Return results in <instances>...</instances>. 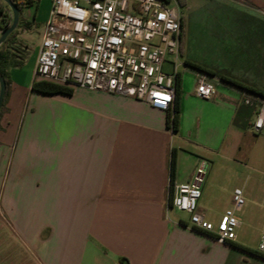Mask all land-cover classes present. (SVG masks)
Instances as JSON below:
<instances>
[{
	"label": "crops",
	"instance_id": "0c3cea01",
	"mask_svg": "<svg viewBox=\"0 0 264 264\" xmlns=\"http://www.w3.org/2000/svg\"><path fill=\"white\" fill-rule=\"evenodd\" d=\"M51 3L21 8L19 37L37 55ZM183 38L181 60L194 71V84L180 73L168 111L79 87L71 95L42 94L32 90L34 69L32 77L18 74L23 65L8 71L0 116V264H264L245 234L246 227L259 243L264 229V188L256 182L241 189L246 204L229 245L188 229V216L169 206L170 186L196 185L198 212L218 222L239 189L232 186L235 156L264 164V150L248 141L264 131H252L256 110L243 104L244 89L214 74L217 95L197 97L201 71L189 67ZM216 163L227 169L214 184Z\"/></svg>",
	"mask_w": 264,
	"mask_h": 264
},
{
	"label": "built area",
	"instance_id": "2783aa9c",
	"mask_svg": "<svg viewBox=\"0 0 264 264\" xmlns=\"http://www.w3.org/2000/svg\"><path fill=\"white\" fill-rule=\"evenodd\" d=\"M13 1L20 8L28 6L26 0ZM181 10L177 0H52L34 80L133 97L168 111L175 105L183 66ZM258 12L264 17V10ZM2 14L6 27H0V35L12 23L8 7ZM167 64L170 72L165 69ZM208 78L199 73L195 86L197 97L207 101L217 95ZM242 93L243 104L256 110L251 128L260 135L264 131V97ZM201 195L196 185L170 186L169 206L188 215V229L207 233L220 244L233 243L240 226L237 212L246 204L243 191L234 192L233 207L217 223L198 212ZM257 249L264 260V229Z\"/></svg>",
	"mask_w": 264,
	"mask_h": 264
},
{
	"label": "rangeland",
	"instance_id": "374dc122",
	"mask_svg": "<svg viewBox=\"0 0 264 264\" xmlns=\"http://www.w3.org/2000/svg\"><path fill=\"white\" fill-rule=\"evenodd\" d=\"M182 1L183 5L180 2L179 4L183 15V50L189 67L206 73L211 82L214 81V74H217V77L220 78L221 75L233 85L257 88L264 92V26L255 21L264 20L256 19L257 15L252 12V10H264V0ZM0 3L5 7L3 2ZM16 31L13 42L6 47L9 61L3 69L11 73L12 64L20 63L23 67L17 71L18 74L32 77L36 66L37 48L32 42L21 40L18 28ZM1 48L6 49L4 44ZM166 70L170 72L168 67ZM179 71L180 73L187 71L191 85L194 84L192 77L194 71L187 70L184 65ZM254 136L249 137V143L255 145L253 148L256 151L264 150V138ZM235 157L237 164L234 165L233 188L242 189L253 182L264 188L263 162H247L240 155ZM222 164L224 163H216L214 184L218 182L217 180H222L223 168H226ZM253 233L245 227L246 238L256 248L258 242Z\"/></svg>",
	"mask_w": 264,
	"mask_h": 264
},
{
	"label": "trees",
	"instance_id": "16d2710c",
	"mask_svg": "<svg viewBox=\"0 0 264 264\" xmlns=\"http://www.w3.org/2000/svg\"><path fill=\"white\" fill-rule=\"evenodd\" d=\"M26 1H27V5H30L31 2H32L31 0H26ZM179 2H180L181 5H183V1L182 0H179ZM16 4L19 7L18 1H16ZM0 5H1V8H0V27H4L6 21L2 18L3 17L2 16L3 15L2 14V11L7 6L5 5V7H4V5H2L1 3H0ZM20 10H21V8H20ZM16 32L12 33L8 37L7 41L4 44V47L5 48L7 47V45L9 43L13 42V40H14V38L16 36ZM0 49H1L0 50V74L2 76H4V78L6 80V84H8L7 85V92H6V96H5V102H7L6 99H7V96H8V90H9L10 82L8 80V73L4 71L3 67H5V65L8 64L9 56H8V49L7 48L6 49L0 48ZM20 66H21L20 63H13L12 64V67H20ZM220 78L223 81H226V80H224L225 78H223V76H221V75H220ZM235 85H237L240 88H243L245 91H247L250 94L260 95V96H263L264 97V93L258 92L256 90L253 91L252 88L243 87L242 85H239V84H235ZM32 90L35 91V92H38V93H42V94H65V95H71L73 93V90L71 88L63 87V85L62 86H58V85L50 84L48 82H36V81L32 84ZM5 102H4V105H5ZM3 110H4V107L2 108V110L0 112V116L3 113ZM176 111H178V108L177 107H176ZM177 120H178V116L176 115L174 117V119H173V123H174L173 126H174L175 129L177 127ZM174 173H175V155L173 153L172 154V158H171V176L172 177H173ZM196 232H199V231H196ZM253 253L256 254V255H258V256H260L258 253H255V252H253Z\"/></svg>",
	"mask_w": 264,
	"mask_h": 264
},
{
	"label": "water",
	"instance_id": "95a60500",
	"mask_svg": "<svg viewBox=\"0 0 264 264\" xmlns=\"http://www.w3.org/2000/svg\"><path fill=\"white\" fill-rule=\"evenodd\" d=\"M11 11L12 13V23L9 28L5 29L3 33L0 35V48L7 41L8 37L16 32L20 20H21V10L18 5L13 0H1ZM1 50V49H0ZM7 85L4 76L0 74V112L3 108L5 102V96L7 92Z\"/></svg>",
	"mask_w": 264,
	"mask_h": 264
}]
</instances>
